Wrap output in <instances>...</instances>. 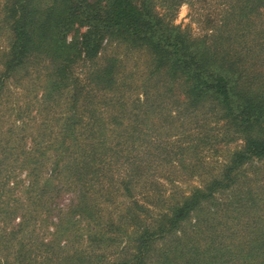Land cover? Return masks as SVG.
Returning <instances> with one entry per match:
<instances>
[{"label": "trees", "instance_id": "16d2710c", "mask_svg": "<svg viewBox=\"0 0 264 264\" xmlns=\"http://www.w3.org/2000/svg\"><path fill=\"white\" fill-rule=\"evenodd\" d=\"M200 1L215 30L194 37L172 23L186 0H0V91L30 58L47 75L36 115L27 100L28 122L0 130V251L16 264H264V186L245 171L264 172V0ZM168 167L208 174L165 197ZM49 225L69 244L36 232Z\"/></svg>", "mask_w": 264, "mask_h": 264}, {"label": "rangeland", "instance_id": "374dc122", "mask_svg": "<svg viewBox=\"0 0 264 264\" xmlns=\"http://www.w3.org/2000/svg\"><path fill=\"white\" fill-rule=\"evenodd\" d=\"M187 2H183L180 4L179 7H177L173 17H172V23L174 25H179L180 28H186L189 30L192 36L197 37V36H204V35H209L212 33L213 30H215L212 26H205L204 23V16L206 14L207 8L210 6H204L200 0H186ZM193 3V4H192ZM209 3H213V0L210 1ZM1 21V20H0ZM3 26L2 23H0V74L4 70V61L7 57V53L10 50V29H6V27H1ZM214 26V25H213ZM113 46L107 47L102 52V55L105 56L109 54L112 50ZM119 56L122 59V64L124 65V69L127 70H132L130 68H133L132 66L137 65L136 72L140 73L141 68L143 67L144 63V56L142 54H137V52L131 53L126 52V49L122 47H119ZM95 63L94 65L98 64L101 62L99 59H94ZM98 61V62H96ZM91 64L92 62H85L84 63V68L83 70H75V72L78 73L79 78L82 80L84 75L86 74L87 70L91 69ZM36 60H31L28 59L26 60V63L24 65L19 66L17 69L12 71L8 76L2 79L1 82H3V86L1 87L0 91V130H8V129H17V126L21 124L20 120L23 119L24 122H28L27 120V112L24 111L22 108H18V106H24L27 100H31L34 104L29 106V109L31 108V116L36 115L35 113V108H37L36 103L38 99H40V95L42 92V87L41 85L46 82L47 75L41 76L40 79H36L38 76V73H34L33 71L35 70L36 67ZM34 77V78H33ZM37 82L36 88L32 89L30 87V84ZM67 101V97L65 95L64 100L62 102ZM25 107V106H24ZM22 112V117L20 116L19 111ZM68 110L66 109L65 105L63 104L61 106V109L59 112L56 113V117L54 120H52V125L55 127L56 134L58 133L59 129L62 127L64 124V121H62L63 117H65V113ZM57 119V120H56ZM33 125L32 123H29V126L27 127V133H30L33 130ZM238 144V143H237ZM240 144V143H239ZM234 144L230 146V148H234ZM229 147V146H228ZM229 149L226 147H222L220 149ZM208 153H211L208 151ZM222 153H218L217 157L213 156L210 161L211 166H215L216 163H213L214 161H218V163H221L222 159ZM208 155V154H207ZM42 157V156H41ZM218 165V164H217ZM261 165L258 166V171L256 177L251 173V171L247 170L245 168V171L248 173V176L253 179L252 182H249V186L251 187H256L258 185H263L264 186V172H260ZM51 169V163L47 167ZM167 168V167H166ZM208 168H211L210 166ZM243 169V168H242ZM46 171L47 172L49 171ZM170 170V167L166 169L163 174H164V179L160 177V174L158 177L159 181L161 183V187L165 189L163 191V195L167 197V194L170 192L171 188L173 186H176L178 189H181V191L184 193H187L191 188L195 186H199L202 181H201V175L202 174H208L204 173L205 171L200 172L199 174H195L193 176H189L188 174H181L177 175V173H174ZM264 170V168L261 169V171ZM159 169V173H160ZM172 181V182H171ZM223 194H226L225 192ZM74 194L69 191L63 193V195L59 196L55 202H57V207H63L66 204H68L69 200L72 199V196ZM218 197L220 194L217 195ZM123 209V208H122ZM18 219L15 220V223L18 222ZM78 230L77 232L82 234L83 237L86 234V231L83 229V224H78ZM38 228V227H37ZM53 228H51V225H49L47 228L44 227H39L36 232L40 235L43 234V239L45 241H51L59 245H66L69 244L68 238L61 237L60 239H57L56 236L52 233ZM79 242L78 246L81 248H86L87 247V242L85 238H82L81 240L77 241ZM9 255H8V254ZM4 254V256H3ZM0 257H4V263L9 262L10 264H16L15 261L12 259L10 252L9 251H0ZM8 263V264H9Z\"/></svg>", "mask_w": 264, "mask_h": 264}]
</instances>
